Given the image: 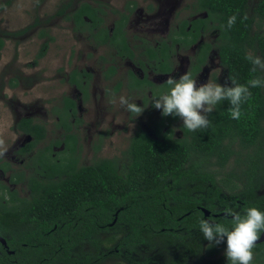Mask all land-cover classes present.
<instances>
[{"label":"trees","instance_id":"obj_1","mask_svg":"<svg viewBox=\"0 0 264 264\" xmlns=\"http://www.w3.org/2000/svg\"><path fill=\"white\" fill-rule=\"evenodd\" d=\"M11 1L2 2L0 10ZM74 2H65L57 14L97 45L107 44L121 55L133 56L124 31L125 14L110 31L104 18L106 5ZM193 6L205 10L207 17L192 21L189 30V22L183 20L179 31L159 47H147V53L162 71H170L173 47L197 42L202 27L217 22L213 28L221 32L218 47L231 85L219 88L215 95L199 91L210 107L193 124L182 122L180 137L174 135L171 117L161 120L157 138L138 128L123 151L130 158L124 174L120 157L98 155L104 136L94 143L92 163L79 164L80 147L73 129L80 118L74 99L64 96L62 107L56 108V125L64 128L62 137L43 146L47 123L21 117L15 128L31 139L18 152L30 154L29 158L20 170L6 161L0 162V170H13L10 182H24L29 193L21 196L0 181V237L7 242L0 241V264H99L112 243L117 244L116 255L124 251L133 255L158 240L183 246L188 255H196L214 238L221 239L224 246L241 242L257 251L256 259L262 258L264 240L250 243L242 237L257 238L264 232V0H258L251 11L250 0H195ZM39 37L48 39L36 61L54 40L45 28L40 29ZM4 45L5 39L0 37V50ZM210 48L208 43L199 45L200 55L187 75L166 84L175 87L172 91L164 85L153 86L155 96L163 87L171 100L170 95L178 93L174 104L167 102L178 118L184 112L194 118L184 91ZM116 70L110 65L105 78ZM91 77L85 69L68 73L69 82L85 96ZM145 82L153 85L132 78L133 87ZM166 125L169 127L163 131ZM233 157H237L240 171L222 176ZM225 188L230 193L227 197ZM247 254L227 252L201 264H245Z\"/></svg>","mask_w":264,"mask_h":264},{"label":"rangeland","instance_id":"obj_2","mask_svg":"<svg viewBox=\"0 0 264 264\" xmlns=\"http://www.w3.org/2000/svg\"><path fill=\"white\" fill-rule=\"evenodd\" d=\"M4 1L6 0H0V4ZM67 1L12 0L0 10V37L5 39L4 48L0 50V162H9L11 168L20 170L27 161V157L17 154L18 148L31 139L15 128L21 117H33L48 124L46 143L61 136L63 130L56 125V108L61 107L62 99L66 95L76 99L82 118V122L74 130L79 140L81 164L92 161L93 142L100 132H108L101 155L120 157V172L124 174L130 158L122 155V152L127 148L136 128H143L153 137H157L156 130L161 126V119L169 115L172 117L170 126L174 129L175 136H181L180 122L193 121L186 115L175 118L174 111H165V102L162 99L153 101L144 91L123 89L116 92L114 88L118 81H123L126 85L128 71H135L142 76V69L130 59L117 58V74L111 80H105L103 73L108 65L102 61L101 56L109 58V50L106 47H94L83 34L73 30L72 22L57 14ZM74 1L78 5L85 0ZM101 1L118 9L123 8L127 2ZM136 1L137 8L127 26L129 39L132 43L139 42L135 38L138 35L156 43L168 33L176 13L192 0ZM257 1L250 0V11ZM149 4L154 6V10L149 9ZM115 18L116 15L109 10L107 24L112 26ZM41 28L47 29L55 40L49 41L46 54L36 61L37 54L47 39L39 37ZM194 53L195 47L178 50L174 56L173 73L158 74L152 71L149 73L150 78L161 83L183 77ZM76 67L87 68L94 75L87 102H84L80 91L67 81V74ZM230 85L227 69L220 64L218 53L214 50L206 66L192 82L189 94L193 97L192 93L200 89L213 94L218 87ZM192 106L195 117L210 107L199 96L195 97ZM240 168L237 157H233L222 171V176L229 172L237 173ZM12 172L11 169H1L0 181L17 190L19 195H28L29 191L24 182H10ZM225 189L227 197L230 193L229 189ZM220 240H208L196 255H188L183 246L168 245L161 240L151 246H142L133 255L124 250L121 255H116L117 244L112 243L108 256L99 264H201L232 251L241 255L248 252L245 264H264V255L256 259V250L246 248L241 242L224 246Z\"/></svg>","mask_w":264,"mask_h":264},{"label":"flooded vegetation","instance_id":"obj_3","mask_svg":"<svg viewBox=\"0 0 264 264\" xmlns=\"http://www.w3.org/2000/svg\"><path fill=\"white\" fill-rule=\"evenodd\" d=\"M86 1V0H85ZM97 1H100V2H102L103 4H104V6L106 5V7H105V10H106V15L104 16V18H105V24H106V26L110 29V31L111 30H113V28H114V26H115V22L116 21H118L120 18H121V16H122V14H125L126 15V23H125V27H124V31H125V35H126V38H127V42H128V46L130 47V49H131V51H132V54H133V56H131V55H128V54H126V53H122V55L121 54H119V53H117V51H116V49L114 48V47H112V46H110V45H107V44H103V45H97L96 43H95V41H93L92 39H90L88 36H87V34H85V33H82V32H77V31H75L74 30V28H73V30L76 32V33H79V34H83L87 39H88V41L89 42H91V44L94 46V47H96V48H99V47H106V49H108L109 50V54H110V57L109 58H107L106 56H104V55H102L101 56V59H102V61L103 62H105L108 66H107V68L105 69V72L103 73L104 74V77H105V73H106V71H107V69H108V67L110 66V65H114L115 67H116V72L114 73V74H112V76L108 79V78H105V80H111L116 74H117V71H118V68H117V66H116V63H115V61H116V59L117 58H122V59H130V60H132L133 62H135L141 69H142V71H143V75L142 76H140V75H138L135 71H132V70H130V71H128V81H127V83H126V85L124 84V82L123 81H118L117 82V84L115 85V88H114V90L116 91V92H119V91H122L123 89H126V90H129V91H136V90H138V91H144V93H146V94H149V96H150V98L153 100V101H158L159 99H162L164 102H165V111H174V114H175V108H173L172 107V104H167V102H172L173 104H174V101H173V99H175V98H177V96H178V93L176 92V93H173L172 95H170V96H172L173 97V99L171 100L170 99V97H169V94H168V91H167V89L166 88H162L161 90H162V92H161V94H158V95H154L153 94V86H161V85H164V86H167L171 91L175 88L174 86H168V85H166L168 82H170V83H175L176 81H178V80H181L182 78H184L186 75H187V73H188V71H189V69H190V67H191V65H193V63L194 62H196L197 61V57H199V55H200V51L198 50L199 49V45L200 44H202V43H208V44H211V48H210V50H208V52L205 54V60H203L201 63H200V66H201V68H200V71L196 74V76L202 71V69L204 68V66H206V64L208 63V61H209V58H210V56H211V54H212V52L214 51V50H216L217 51V53H218V58H219V62H220V64L221 65H223L224 67H226V69H227V72H228V67L222 62V59H221V55H220V50H219V47H218V45H219V43H220V34H221V32H220V30L218 29V28H213V26H216L217 25V22H214V21H210L209 23H207V24H205V26L204 27H202V29L200 30V37H199V39H198V41L197 42H195V43H192V44H190V45H180V44H176L175 45V47H173V50H172V53H171V57L169 58V63H170V67H171V70L170 71H162L161 70V68L160 67H158L157 66V62L158 61H156L155 59H153V58H151L150 57V55L147 53V47H151V48H157V47H159L160 46V44L164 41V40H169V37H170V34H173L174 32H176V31H179L180 30V25H181V23H182V21L183 20H187L188 22H189V24H188V26H187V30H189L190 28H191V23H192V21H195V20H198V19H203V18H206L207 17V12L205 11V10H201V11H199V10H197V8L195 7V6H193V2L195 1V0H192V1H189L182 9H180L177 13H176V18H175V21H174V23L172 24V26L169 28V31H168V33L164 36V37H161L158 41H156V43H152V42H150L148 39H146L145 37H142V36H135V38L139 41V42H131L130 41V39H129V35H128V30H127V26H128V24H129V22H130V20H131V17H132V15L134 14V12H135V10H136V8H137V1L136 0H127V2L125 3V5H124V7L123 8H121V9H118V8H114V7H112L111 5H109V4H107L106 2H103V1H101V0H96V1H94V2H90V3H92V4H94V5H96V3H97ZM81 2V1H80ZM87 2H89V1H87ZM79 4V3H78ZM149 9H151V11L152 10H154V6L152 5V4H149ZM109 10H111L115 15H116V18H115V20H114V22H113V24H112V26H109L108 24H107V17H108V15H109ZM66 19V18H65ZM67 20V19H66ZM69 21V20H68ZM71 22V21H70ZM73 24V23H72ZM73 27H74V25H73ZM50 34V33H49ZM51 35V34H50ZM53 36V35H52ZM54 37V36H53ZM47 38V37H46ZM48 39V38H47ZM46 39V40H47ZM54 40H55V37H54ZM53 40V41H54ZM50 42H52V41H50ZM169 44H171V40L168 42ZM192 47H195V53H194V56H193V58H192V60L190 61V63H189V67H188V69H187V71H186V73H185V75L183 76V77H181V78H179V79H170V80H165V81H163V82H161V83H158V82H156V81H153L151 78H150V76H149V73L150 72H154V73H158V74H171V73H173V71H174V56L176 55V53H177V51L178 50H180V49H189V48H192ZM73 69H78V70H83V69H85V70H87V71H89V72H91L92 73V77L90 78V81H89V83H88V92H87V97L83 94V92L76 86V85H74L79 91H80V93H81V95H82V98H83V100H84V102H87L88 101V99H89V96H90V88H91V85H92V79H93V72L92 71H90L89 69H87V68H73ZM72 69V70H73ZM71 70V71H72ZM70 73V72H69ZM67 76H68V74H67ZM196 76L194 77V79L196 78ZM133 77H136V78H138V79H140V80H146V81H150L153 85H151V84H147L146 82L144 83V85L142 86V87H133L132 86V78ZM229 78V77H228ZM194 79L192 80V82L194 81ZM68 82H69V80H67ZM192 82H191V85H190V87L189 88H186V92L184 91V96H185V98H187V102H188V104H189V107L191 108V110L193 111V113H194V118H190L188 115H187V113L186 112H184L179 118H181L183 115H186V117L189 119V120H192L193 122H194V120L197 118V117H195V111H194V109H193V106H192V102H194V99H195V97H197V96H199V97H201L198 93H199V91H201V90H204V89H200L199 91H197V92H195V93H192V96L193 97H191V95L189 94V91H191V86H192ZM231 82V81H230ZM70 83V82H69ZM71 84V83H70ZM73 85V84H72ZM227 87V86H226ZM219 88H221V87H218L217 88V90H216V92L215 93H209V92H206L205 90V93H208V94H210V95H215L216 93H217V91H218V89ZM66 96V95H65ZM69 97V96H68ZM71 98V97H70ZM202 98V97H201ZM72 99H74V98H72ZM203 99V98H202ZM63 100V99H62ZM75 101H76V99H74ZM203 100H205V99H203ZM206 101V100H205ZM206 103H207V101H206ZM76 104H77V114H78V117L80 118V121L79 122H77L76 124H77V126H75L74 127V129H73V132H74V130L76 129V127H78L79 125H80V123L82 122V118L80 117V112H79V108H78V103H77V101H76ZM208 104V103H207ZM62 105H63V101H62ZM62 105H61V107H62ZM209 105V104H208ZM58 108H60V107H58ZM180 113H182V111H180ZM203 113V112H202ZM201 115V114H200ZM199 115V116H200ZM164 117H170L169 115L168 116H163V118ZM162 118V119H163ZM175 118H178V117H176L175 116ZM161 119V120H162ZM171 119H172V117H171ZM59 120V119H58ZM182 122H188V123H190V124H193V122H190V121H182ZM182 122H180V124L182 123ZM160 123H161V121H160ZM179 124V125H180ZM47 127H48V124H47ZM58 127V126H57ZM169 126L168 125H166L164 128H163V131H165V130H167V128H168ZM58 128H61L63 131H62V133L64 132V128L63 127H58ZM140 128V127H139ZM180 128V127H179ZM137 129L138 128H136V130L134 131V133L132 134V136L135 134V132L137 131ZM140 129H143V128H140ZM181 129V128H180ZM143 130H145V129H143ZM49 131V130H48ZM146 131V130H145ZM182 131V130H181ZM20 132V131H19ZM147 132V131H146ZM21 133H23V132H21ZM75 133V132H74ZM148 133V132H147ZM24 135H27L26 133H23ZM48 134H49V132H48ZM77 135V134H76ZM149 135L151 136V137H153L150 133H149ZM175 135V134H174ZM182 135V134H181ZM27 136H29V135H27ZM102 136H104V138H106V136H108V132H100L99 133V137L93 142V146H92V149H93V157H92V161H93V158H94V156H95V152H94V143H97V142H99L100 141V137H102ZM132 136L130 137V139H129V143H130V140H131V138H132ZM30 137V136H29ZM60 137H62V134H61V136ZM60 137H56V138H60ZM157 137H158V135H157ZM157 137H153V138H157ZM176 137H180V136H176ZM47 138H48V135H47ZM55 138V139H56ZM77 138H78V136H77ZM53 139H51L50 141H52ZM46 141H47V139H46ZM46 141L44 142V144H47L46 143ZM49 141V142H50ZM48 142V143H49ZM104 142H105V139H104ZM104 142H103V145H104ZM27 143V142H26ZM26 143H24L21 147H23ZM78 143H79V140H78ZM43 144V145H44ZM42 145V144H41ZM42 145V146H43ZM103 145H102V147H103ZM128 146H129V144H128ZM127 146V147H128ZM20 147V148H21ZM79 147H80V145H79ZM20 148H18V150H17V154L19 155V156H21V157H27L26 158V160H28V158H29V155H21L18 151H19V149ZM56 148H59V149H61V148H63V146H61V147H55V150L57 151V149ZM58 149V150H59ZM127 149V148H126ZM125 149V150H126ZM101 150H102V148H101ZM101 150L99 151V153H98V155H101ZM32 155V154H31ZM122 155H123V152H122ZM102 156V155H101ZM79 157H80V149H79ZM104 157H107V156H104ZM81 160V159H80ZM92 161L90 162V163H88V164H81V161H79V164L80 165H84V166H86V165H89V164H91L92 163Z\"/></svg>","mask_w":264,"mask_h":264},{"label":"water","instance_id":"obj_4","mask_svg":"<svg viewBox=\"0 0 264 264\" xmlns=\"http://www.w3.org/2000/svg\"><path fill=\"white\" fill-rule=\"evenodd\" d=\"M203 210H204L206 216H209V215H210V211H209V210H207V209H205V208H204ZM242 238H243L245 241L250 242V243H259V242H262V241L264 240V232L262 233V235H261L260 237H257V238H251V237H249L248 235H245V236H243ZM0 241H1L4 245L7 244L6 240H5L3 237H0Z\"/></svg>","mask_w":264,"mask_h":264}]
</instances>
